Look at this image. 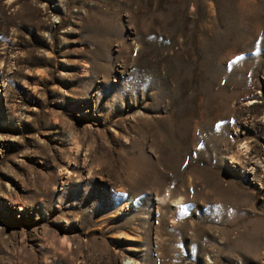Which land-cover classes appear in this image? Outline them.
I'll use <instances>...</instances> for the list:
<instances>
[{"label":"rangeland","instance_id":"1","mask_svg":"<svg viewBox=\"0 0 264 264\" xmlns=\"http://www.w3.org/2000/svg\"><path fill=\"white\" fill-rule=\"evenodd\" d=\"M0 264H264V0H0Z\"/></svg>","mask_w":264,"mask_h":264},{"label":"bare ground","instance_id":"2","mask_svg":"<svg viewBox=\"0 0 264 264\" xmlns=\"http://www.w3.org/2000/svg\"><path fill=\"white\" fill-rule=\"evenodd\" d=\"M164 198H165V197H164ZM161 201H165V200L162 198Z\"/></svg>","mask_w":264,"mask_h":264}]
</instances>
